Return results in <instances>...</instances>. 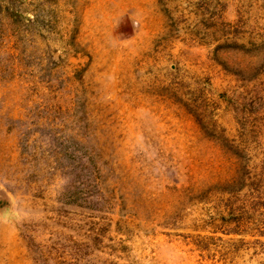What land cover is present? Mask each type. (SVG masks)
<instances>
[{"label":"rangeland","instance_id":"1","mask_svg":"<svg viewBox=\"0 0 264 264\" xmlns=\"http://www.w3.org/2000/svg\"><path fill=\"white\" fill-rule=\"evenodd\" d=\"M0 264H264V0H0Z\"/></svg>","mask_w":264,"mask_h":264}]
</instances>
